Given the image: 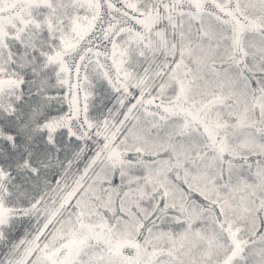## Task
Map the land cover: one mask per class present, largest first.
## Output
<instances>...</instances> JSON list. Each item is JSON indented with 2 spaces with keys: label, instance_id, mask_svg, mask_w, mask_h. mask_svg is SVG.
I'll return each mask as SVG.
<instances>
[{
  "label": "snow or ice",
  "instance_id": "obj_1",
  "mask_svg": "<svg viewBox=\"0 0 264 264\" xmlns=\"http://www.w3.org/2000/svg\"><path fill=\"white\" fill-rule=\"evenodd\" d=\"M0 264H264V0H0Z\"/></svg>",
  "mask_w": 264,
  "mask_h": 264
}]
</instances>
